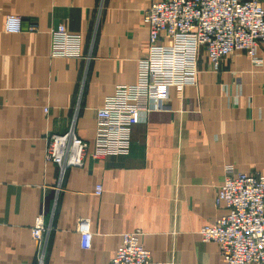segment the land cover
<instances>
[{"label":"crops","instance_id":"obj_1","mask_svg":"<svg viewBox=\"0 0 264 264\" xmlns=\"http://www.w3.org/2000/svg\"><path fill=\"white\" fill-rule=\"evenodd\" d=\"M153 1L0 0V264H37L39 247L43 264H109L134 231L155 264H223L199 231L224 213L214 199L226 167L264 175V45L259 65L235 52L217 70L200 50L196 85L161 90L156 109L166 112L131 128L127 156H90L97 109L136 82ZM8 15L21 18V33L4 32ZM58 25L81 37V57L50 56ZM69 128L88 149L59 178L44 159L46 137ZM38 216L49 228L40 246L31 237Z\"/></svg>","mask_w":264,"mask_h":264},{"label":"built area","instance_id":"obj_2","mask_svg":"<svg viewBox=\"0 0 264 264\" xmlns=\"http://www.w3.org/2000/svg\"><path fill=\"white\" fill-rule=\"evenodd\" d=\"M148 29L144 57L139 60L136 82L118 85L96 111V127L90 156L97 160L107 156H127L131 128L147 122L159 110L157 101L167 87L195 86L200 50L214 70L232 53L243 52L254 65L262 61L257 49L264 45V7L261 0H154L143 15ZM8 34L22 32V20L15 15L4 19ZM28 32L36 27L29 26ZM50 56L81 57V37L70 34L63 25L50 31ZM47 113V110H45ZM88 144L72 128L63 135H48L44 159L65 171L81 167ZM97 185L94 195L100 196ZM214 203L224 213L212 226L199 231L203 243H215L223 264H264V175L234 172L226 167ZM49 228L42 216L35 218L31 237L40 246ZM80 246L91 247V224L81 219L77 229ZM140 231L125 233L109 264H155L142 245ZM37 264H43V249L38 248Z\"/></svg>","mask_w":264,"mask_h":264}]
</instances>
